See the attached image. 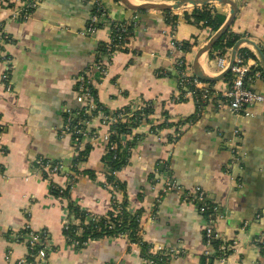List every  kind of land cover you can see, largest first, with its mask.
<instances>
[{
  "label": "crops",
  "instance_id": "0c3cea01",
  "mask_svg": "<svg viewBox=\"0 0 264 264\" xmlns=\"http://www.w3.org/2000/svg\"><path fill=\"white\" fill-rule=\"evenodd\" d=\"M236 1L237 13L229 27L264 48V0ZM9 2L17 4L0 0V21L10 36L9 42H2V51L14 66L11 92L5 91L0 78V264H20L23 259L21 264H147L139 248L123 237L93 240L79 248L66 244L61 233L65 200L52 194L49 181L32 170L37 157L59 161L65 173L75 176L70 189L73 201L94 214L111 209L110 193L101 185L105 181L102 137L83 141H89L92 149L78 163L76 174L71 169L76 156L72 137L61 133L66 113L79 107L74 78L86 70L98 101L110 110L150 101L152 119L161 121L166 112L173 124L157 132L135 128L124 137L131 141L132 135L143 133L130 149L128 164L116 173L124 183L129 210L142 212L143 239L153 247L179 251L167 264H202L206 218L196 203L181 200L174 191L163 193L168 178L185 191L200 187L206 200L218 208L214 233L229 245L235 241L224 261L213 256L210 264H264L256 242L264 239V103H252L235 114L226 104L209 100L198 110L193 96L180 93L176 59L191 67L196 51L211 35L185 20L183 12L190 14L193 7L173 10L172 25L161 11L136 12L117 0H99L109 20L134 22L128 51L115 50L101 74L93 63L99 44L109 39L110 25L104 23L90 35L85 30L97 0H41L27 19L13 18ZM214 5L229 15V5ZM172 41H188L192 46L182 52ZM241 47L259 60L251 45ZM216 59L208 53L201 56L203 73L215 76L222 71ZM245 61L250 68L256 63L254 58ZM3 68L0 60V76ZM217 82L213 87L220 91L228 87L222 80ZM248 86L264 95L260 75ZM195 115L197 120L190 123ZM175 128L181 133L171 142L169 137L178 133ZM233 147L239 155L236 161ZM158 164L166 170L160 171ZM228 165L234 179L225 171ZM68 175L54 176L52 181L64 185ZM25 228L46 232L43 259H26L25 241L14 238ZM213 253L211 248L208 255Z\"/></svg>",
  "mask_w": 264,
  "mask_h": 264
},
{
  "label": "trees",
  "instance_id": "16d2710c",
  "mask_svg": "<svg viewBox=\"0 0 264 264\" xmlns=\"http://www.w3.org/2000/svg\"><path fill=\"white\" fill-rule=\"evenodd\" d=\"M12 6L13 2H9L7 5V7ZM33 11L34 9L29 7L27 14L30 15ZM162 13L164 15L165 22L172 25L175 24L176 15H173L172 11H162ZM97 14L99 15V21L95 24L97 29L104 23L108 22L112 35V43H127V38L132 35L134 28L133 21L130 23H116L115 21L109 20L107 12L101 6L99 7ZM183 16L189 24L199 28H206L209 31V34L217 31L227 18L226 13L216 8L214 4L193 7L190 14H187V12L184 11ZM245 35V33L235 32L229 27L210 49L208 52L209 56L217 57L219 55L226 54L232 48L234 43ZM191 46L192 43L185 41L181 42L180 45H176L175 48L182 52H187L190 50ZM0 49H2V41L0 42ZM104 49V43H100L97 50V58L101 56L102 52H104ZM261 49L264 53V48ZM122 50L128 51V48H124ZM237 54L241 56L243 60H247L248 58L256 59L255 65L250 68L249 76L251 78L246 82V86L248 88V84L251 83L255 77V71H260V77L264 80V71L261 63L250 49L247 47H241L238 49ZM231 78L232 73L230 72L222 79V82L229 86ZM217 83L218 82H209L211 86H215ZM93 93L95 94L96 109L92 111L91 115L95 116L96 113L102 112L104 115H108L109 117L113 118V121H111L109 125V129L114 131V133L110 134L109 140L114 142L115 147L109 149V144H107L106 151L101 156V162L103 164L105 173V182L101 183V185L105 189H107L108 184H112L114 187H117L120 198L119 200L114 198L111 199V209H109V211L104 215H100L94 214L86 208L81 207L78 203L70 198V184L62 189L61 192H59L60 189L58 187H50V192L56 197H63L66 203V213L64 218L65 222H62L61 225V233L65 238V243L72 245L75 248H79L86 245L89 241L124 236L131 244H136V246L139 248V253L143 261L151 259L155 262V264H167L171 260L170 254L162 253V251L153 253L151 251L153 246L143 239L140 225L142 212L139 209L133 212L129 210L128 202L125 198L124 183L116 177V173L128 164L130 149L138 140L143 137V133H135L131 141H123V136L132 133L133 129L137 128L141 124L142 119H145V121H150L149 115L154 113V103L150 101L142 102V106L139 109L134 110L131 109V105H126L120 109L110 110L98 101L96 90L93 89ZM205 103L206 102L204 101H196L197 109L201 110ZM82 112L83 111L81 110L79 114L73 115L72 120L73 122H77L80 128L86 132L87 129L83 124L84 121L89 118V115ZM128 112L132 113L131 121H128ZM166 115L167 113L163 112L161 121L155 120L151 126V132H157L159 130H163L164 128L172 127L171 125L173 124L167 121L168 116ZM197 117L198 115H195V117L193 116L191 119H189V122H195ZM93 132L94 129L91 128L87 134L92 135ZM175 132L178 133L172 137H169L171 142H175L181 133L177 128H175ZM0 133H2L1 127ZM91 149L92 144L86 142L84 143L82 149L77 151V155L73 158V162L71 164V169L74 170L76 174H79V171L77 170L78 163L87 159ZM158 168L160 171L166 170L164 165L158 164ZM84 173L91 178L94 177V173L90 170H86ZM205 204L209 206V209L203 213L204 217L207 218V215L211 212L210 207L213 204L207 200L205 201ZM30 232L37 234L38 237H40V240H46L47 237L45 231H31L29 228L21 230L18 232V235L14 237L19 241H25L28 248V255L26 258L28 261L34 260L38 249L42 248V245L38 241H36L33 245L29 244ZM203 241L205 242V237H203ZM210 243L214 253L213 255H204L202 257V264H210L209 261L213 258V256L221 257L222 255L229 253V251L218 250L219 245L222 244V241L219 238L211 239Z\"/></svg>",
  "mask_w": 264,
  "mask_h": 264
},
{
  "label": "built area",
  "instance_id": "2783aa9c",
  "mask_svg": "<svg viewBox=\"0 0 264 264\" xmlns=\"http://www.w3.org/2000/svg\"><path fill=\"white\" fill-rule=\"evenodd\" d=\"M41 0H16L17 4H14L12 7V17L15 19H27L29 17V14H27L28 8L35 9ZM99 0H97V7L95 8L94 12L92 13L89 22L86 27V32L90 35L93 34L96 31L95 24L99 21V15L97 14V11L99 9ZM26 13V14H25ZM2 22V23H1ZM114 38V34H113ZM10 36L5 30V24L3 21H0V42L9 41ZM181 42L172 41L171 44L175 47L176 45H180ZM104 52H102L101 56L95 60L93 63V66L95 69H98V71L101 74H104L107 70L106 61L110 59L111 54L115 50H122L124 48H127V43H112V35L111 31L109 34V39L104 42ZM98 53V51H97ZM98 55V54H97ZM0 60L2 61L4 68L1 73V83L7 92H11L12 87V72H13V61L12 59L3 53L2 49H0ZM217 65L218 67L223 70L226 65L228 64L229 60V53L222 54L217 56ZM176 69L178 73L177 77V87L181 94H190L194 97L195 102L196 101H216L220 102V104L224 103L226 104L229 109L237 114L241 111L245 110L246 106L251 105L255 102H261L264 103V95L257 94L253 91H251L247 86L246 82L251 78L249 76L250 73V65L247 63V61L243 60L241 56H239L237 53L235 55L234 63L231 68L232 78L230 85L224 90L220 91L213 86L209 84V82L201 81L198 78H196L191 70L190 66H187V63L182 59H176ZM92 68V67H91ZM90 71L86 70L83 72H80L77 74L74 78L75 85H76V101L79 103V107L68 111L66 114V117L64 118L63 126L61 128V133L68 134L72 136L73 138V145L75 148V152L77 155V151L82 149L83 147V141L88 137L90 139H94L96 137H102L104 141V152L106 151V145L109 144L108 148L111 149L115 147V144L113 141L109 140V136L111 133H114V131H111L109 129V125L111 121H113L112 117H109L108 115H104L102 112H98L95 114V116L91 115L92 111L96 109V103H95V94L93 93V89L95 90L92 80L89 75ZM260 72L255 71L254 76H259ZM142 106V103H135L131 105V109H139ZM83 111L84 113H87L89 115V118H87L84 121V126L86 127V132L82 130L77 122H73L72 116L75 114H79L80 111ZM82 112V113H83ZM152 115H149L150 121H145V119H142L141 124L137 127H147L149 132H151V126L155 122L154 119H152ZM132 113L128 112V121H131ZM154 120V121H153ZM93 128L94 132L92 135L87 134L90 129ZM136 128V129H137ZM101 130H104V132H100ZM135 131V129H133ZM132 131V132H133ZM236 132V131H235ZM81 135V136H79ZM130 135L126 134L123 136L122 140L124 141V137ZM1 136V133H0ZM82 137V138H81ZM133 137V135H132ZM88 143H90L88 141ZM91 144V143H90ZM231 154L233 156V160H238L239 155H237V149L233 147L231 149ZM230 166L228 165L225 169V171L231 175ZM32 170L41 175L44 179H47L49 181L50 187H58L61 192L62 189H64L68 184L72 187L75 176L68 175V173H65L63 170V166L59 161L45 159L42 157H37L33 159L32 161ZM67 176V181L64 185H57L52 181V178L54 176ZM231 178L234 179V176L231 175ZM105 182V181H104ZM70 187V189H71ZM107 191L110 193V199H118L120 198L119 190L117 187H114L112 184L107 185ZM168 191H174L177 195L180 196L181 200L185 202H194L198 205L199 211L201 213H204L207 209H209V206L205 204L206 201V195L204 191L200 187H195L191 190L185 191L180 189L179 186L175 184V182L171 179H166V181L163 184V193ZM57 198H60L64 200L63 197L58 196ZM203 203V204H202ZM211 212L207 215L206 218V227L204 229V237H205V255H208L210 253L211 249V239L218 238L217 235L214 233L213 230V222L215 217L218 213V208L216 205H212ZM65 213L66 208L64 209V214L62 218V222H65ZM77 222V221H75ZM126 238L124 236H119ZM127 239V238H126ZM36 241L40 242L42 245V248H39L37 251V254L35 257H38L40 259H43L46 255L45 252V240H40V237H38L37 234H33L32 232L29 233V244L33 245ZM128 241V239H127ZM222 244L219 245L218 250L222 251H232L233 245L235 244V241H233L230 245L227 244L225 241L221 240ZM129 242V241H128ZM257 243L260 244L262 253L264 254V239H257ZM135 245L136 244H131ZM151 251L153 253L157 251H162V253H168L170 254V257H176L177 254H179V251L170 247H164V246H154L152 247ZM227 257V253L219 257L221 261H224ZM23 260H20L18 263H23ZM147 264H155V262L151 259H147L144 261Z\"/></svg>",
  "mask_w": 264,
  "mask_h": 264
},
{
  "label": "water",
  "instance_id": "95a60500",
  "mask_svg": "<svg viewBox=\"0 0 264 264\" xmlns=\"http://www.w3.org/2000/svg\"><path fill=\"white\" fill-rule=\"evenodd\" d=\"M125 8L131 11H173L179 9H185L190 7H200L206 4H227L229 5V15L225 19L224 23L220 26V28L212 33L210 37L204 42V44L196 51L191 68L194 76L201 81L205 82H217L222 80L228 73H230L231 68L234 63L235 55L239 49V46L242 43L249 44L256 51L258 58L260 60L261 66L264 71V53L261 48L251 39L246 37H242L237 40L232 48L230 49L229 60L226 67L215 76H209L203 73L201 70L199 60L202 55L208 53L216 41L221 37V35L229 28L231 23L233 22L235 15L237 13V1L236 0H161L155 2L148 3H134L130 0H118ZM66 170H68L66 168Z\"/></svg>",
  "mask_w": 264,
  "mask_h": 264
}]
</instances>
